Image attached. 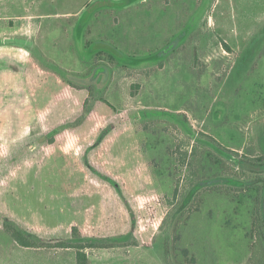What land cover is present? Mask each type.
Here are the masks:
<instances>
[{"label":"rangeland","instance_id":"1","mask_svg":"<svg viewBox=\"0 0 264 264\" xmlns=\"http://www.w3.org/2000/svg\"><path fill=\"white\" fill-rule=\"evenodd\" d=\"M203 134L264 155V0H0V264H254L264 166Z\"/></svg>","mask_w":264,"mask_h":264},{"label":"trees","instance_id":"2","mask_svg":"<svg viewBox=\"0 0 264 264\" xmlns=\"http://www.w3.org/2000/svg\"><path fill=\"white\" fill-rule=\"evenodd\" d=\"M203 137L206 139L214 141V143H217L219 145V149L220 150L223 149L224 152H226V150L227 151H233V150L223 146L221 143L217 142V140L212 138V136H210V135L203 134ZM233 153L235 154V157L232 158V161L236 165H238L242 169V171L245 170L243 168L244 162H249V164H253V165L264 166V155H261L260 157H250V156H247L244 154H239V152H236V151H233ZM257 175H258L257 178L256 179L254 178V180L248 179L249 185L247 187H245V190H249V189L254 188L258 192V196H257V210H258V212L254 216L253 225H254V229L256 231H258V234L262 235L263 240H264V212H262V210L260 208V204L262 202L264 203V169L259 171ZM232 180H237V179H232ZM238 181H240V180L238 179ZM207 185L208 186L210 185L209 181H203L199 186H207ZM240 187H242V185ZM230 190H231V188H230ZM73 229L75 230V233H76L77 228L73 227ZM6 230L10 233V235L13 237V239L18 244L25 246V247H28V246L38 247V244H36L32 240H30L23 232L18 230L16 227L9 225ZM89 245L90 246L85 245L83 243L73 244V243H69V242L57 243V247H67V248L73 247V248H76L78 264H87L88 256H87V253L85 252L86 247H97V248L110 247V246H104L103 244H89ZM255 252L256 251H254L252 257H250L248 264H251V261L254 257ZM254 264H264V247L261 250V254L259 255L258 260H256Z\"/></svg>","mask_w":264,"mask_h":264},{"label":"crops","instance_id":"3","mask_svg":"<svg viewBox=\"0 0 264 264\" xmlns=\"http://www.w3.org/2000/svg\"><path fill=\"white\" fill-rule=\"evenodd\" d=\"M15 241V240H14ZM16 242V241H15ZM17 243V242H16ZM17 245H19V247L21 246V247H24V248H27V249H34L35 251H36V249L38 250V251H41V252H46V251H48L47 249H45V248H38V247H30V246H28V247H25V246H22V245H20V244H18L17 243ZM68 248L67 247H59L58 249L57 248H54V250H49L50 252H47V253H52V254H50L53 258H55V264H62V253L63 252H65V253H67V250ZM59 258V259H58ZM56 262H58V263H56ZM64 262H65V264H66V258L64 259Z\"/></svg>","mask_w":264,"mask_h":264}]
</instances>
